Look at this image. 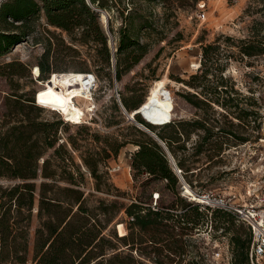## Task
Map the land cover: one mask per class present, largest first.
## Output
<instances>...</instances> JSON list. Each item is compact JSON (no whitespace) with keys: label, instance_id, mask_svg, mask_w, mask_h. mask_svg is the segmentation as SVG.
<instances>
[{"label":"trees","instance_id":"1","mask_svg":"<svg viewBox=\"0 0 264 264\" xmlns=\"http://www.w3.org/2000/svg\"><path fill=\"white\" fill-rule=\"evenodd\" d=\"M125 1L131 4L137 1L157 2L165 9L174 10L195 6L200 0H0V53L23 42L31 32L27 25L29 19L43 11L47 24L66 34L67 43L60 37L64 49L72 51L76 57L82 55L78 48L86 47L89 51L93 49L96 52V60L93 62L108 67L111 53L97 10L116 9L122 17L125 9L119 11L117 7ZM251 1L260 6L255 12L261 13L262 20L253 24L249 39L240 41L239 53L246 57L264 54V0ZM125 12L128 16L131 10ZM118 35L115 56L125 54V71H128L139 63L146 53V46L140 45L128 33L126 25L119 29ZM212 49L214 47L211 45L202 47L203 59H209ZM50 50L51 43L48 41V47L38 63L39 77L46 75V81L52 73H56L51 72L48 62ZM120 67L117 59L114 70L117 81L122 76ZM208 75L209 71L206 70L201 77L206 80ZM197 78L194 75L188 81L178 80L187 88L198 90L196 94L183 95L185 101L194 108L213 110L214 106L220 107L224 110L226 119L230 117L244 120L252 115L247 111H233L237 107L232 105V99L220 102L217 98H207L218 95L219 92H229L222 77H219L220 81L215 87L197 84ZM161 90L149 104H144L140 96L125 98L119 92L120 103L116 102L128 116L149 129L173 128L175 125L173 135H155L164 144L172 161L161 143L138 127L133 128L132 139H113L110 143L108 139H103L104 145L99 147L100 151H87L81 161L95 181L96 191L109 195L110 186L102 181L106 173H101L99 166L106 165L108 159L117 157L122 148L132 144L135 149L130 156L133 177L143 176L146 185L154 181L163 184V189L174 198L168 204L161 203V193L157 191L151 193L153 198L150 197V200L153 204L137 201L125 205L116 200H98L97 205L89 206L85 192L81 189L83 181H78L69 171H61L59 163L63 156H70L66 143L61 140L60 127L71 124L65 123L59 114L60 119L52 122L37 119L35 114L43 107L36 102V93L29 99H23L21 95H10L9 100L14 105L12 113L15 116L21 115L24 119H3L0 123V181L8 182L0 185V264L27 263L33 219L36 220L31 256L34 264H206L204 242L196 238L208 218L207 214L212 216L209 222L211 229H216L218 224L225 231L234 228L230 237L233 264H249L250 230L236 223L230 214L208 207L202 209L199 204L190 202L181 195L182 183L195 192L202 193L206 190L192 186L187 180V173L194 174V171L188 169L184 157L177 154L186 150L182 141H188V132L184 129L187 122L175 123L174 120H160L149 116L166 103L159 96ZM131 92L135 93L134 90ZM25 109L27 112H24ZM137 114L154 126L147 124ZM254 115L255 119L258 118V113ZM191 124L196 131L206 132L193 147L194 156L198 157L203 152V145L210 142L214 135L205 128L202 120ZM83 125L85 124L71 126ZM145 127L142 128L149 131ZM256 131L258 136V129ZM221 132L235 137L240 143L248 141L245 137H237L231 130ZM94 139L100 142L98 136H94ZM66 145L73 150L77 148L75 140L71 138ZM48 151H52L51 157H44ZM175 167L180 170L181 177L176 174ZM76 171L83 180V173L78 167ZM62 181L67 186L62 187ZM187 186L184 193L192 195ZM114 191L118 192L117 189ZM154 194H157L155 202ZM121 212L126 217L125 233L119 235L118 231L113 230L106 234L105 231ZM235 226L238 227L237 231ZM189 254L192 255L191 259L184 263V256Z\"/></svg>","mask_w":264,"mask_h":264},{"label":"rangeland","instance_id":"2","mask_svg":"<svg viewBox=\"0 0 264 264\" xmlns=\"http://www.w3.org/2000/svg\"><path fill=\"white\" fill-rule=\"evenodd\" d=\"M200 2L205 3L204 19L199 18L201 12L197 4ZM197 4L168 10L157 2L137 1L131 4L125 1L117 7L119 11L125 9L122 17L116 9L104 11L107 24H103L101 16L99 23L106 34L107 47L111 53L108 67L93 62L96 60L94 57L96 52L93 49L89 51L86 47L78 48L82 54L80 57L64 49L60 37L67 43L66 34L48 25L44 12L40 11L29 19L27 25L31 32L24 41L0 53V123L3 119H24L23 116H15L16 114L12 113L14 105L9 100L11 94L21 95L23 99L38 94L35 96L36 102L43 108L35 114L37 119L49 122L59 120V115L55 113L57 112L71 125L81 124L82 119L86 122L83 126L60 127L61 140L68 144L69 138L74 139L77 148L73 150L65 144L70 156H63L59 163L61 171H69L78 181H83L81 189L85 192L89 206L97 205L98 200H116L125 205L137 201L153 204L150 200L151 193L157 191L161 193V203L168 204L174 198L163 189V184L154 181L146 185L143 176L133 177L130 156L135 149L132 144L122 148L117 157L108 159L106 165L99 166L100 172L106 173L102 181L110 186L109 195L96 191L95 181L81 161V157L87 151H100L99 147L102 148L104 145L103 139H108V143L113 139L118 141L124 138L132 139L133 128H140L141 124L135 119L134 121L128 119L116 102L115 89L121 97L140 96L144 104L145 102L149 104L147 96L150 89L154 82L161 81L163 88L159 96L166 101V105L156 108L149 116L160 120H174L175 123L187 122L184 129L188 132V141H182L186 150L177 153L179 157H184L186 167L194 171V174L187 173V180L200 190L211 191L220 196H234L238 204L252 203L263 209L264 54L246 57L239 53L240 41L249 39L253 24L262 20L261 13L255 12L260 6L251 0H200ZM126 10H131L128 16ZM123 25H126L128 33L140 45L146 46V53L139 63L128 71H125L127 67L125 54L115 56L118 31ZM48 41L51 43L48 62L51 72L56 73H52L46 81V75L39 77L38 63L48 47ZM207 45L213 46L214 49L210 51L209 59H203L202 47ZM117 59L122 70L119 81L114 78ZM206 70L209 71V75L203 80L201 75ZM69 72L90 73L96 76L94 100L81 98L78 93L68 100L56 91V85L62 82L57 77L55 80L54 76ZM194 75L198 76L195 82L206 87L217 86L219 77H222L229 92H219L218 95H210L207 98L210 100L217 98L220 102L232 99V105L237 107L233 111H247L252 115L244 120L230 117L226 119L224 117L226 114L220 107L214 106L213 110L194 108L185 101L183 95L196 94L198 90L187 88L178 82L179 79L188 81ZM131 90L135 93L133 94ZM166 106L168 108H165ZM70 109L77 111L79 123L68 116L67 111ZM24 112H27V109ZM254 113H258V118H254ZM197 120H202L205 128L210 130L214 137L203 145L202 154L195 157L193 147L206 134L205 131H196L192 127L191 123ZM174 126L145 128L156 136L160 134L171 136L175 131ZM228 130L233 131L237 137H245L248 141L240 143L235 137L221 132ZM142 131L147 133L144 129ZM94 136H98L100 142L95 141ZM51 154L52 151H48L44 157H51ZM77 167L83 173V180L76 171ZM5 184L8 182L0 181V185ZM60 185L65 187L67 183L62 181ZM207 216L200 236L196 238L198 241L209 243L204 245L203 250L206 264H233L230 237L234 228L225 231L223 226L218 224L216 229H211L209 222L212 216L208 214ZM125 221L124 213H119L105 233L114 230L123 235ZM35 227L36 220L33 219L29 238V260L26 264H34L31 256ZM237 229L235 226V231ZM214 244L217 245L216 248ZM191 257L190 254L184 256V263Z\"/></svg>","mask_w":264,"mask_h":264},{"label":"built area","instance_id":"3","mask_svg":"<svg viewBox=\"0 0 264 264\" xmlns=\"http://www.w3.org/2000/svg\"><path fill=\"white\" fill-rule=\"evenodd\" d=\"M197 6L199 12H201L199 14V18L204 19L205 14L203 13V10L205 3L200 2L199 4H197ZM113 45H115V43H113ZM81 81H82L81 86H82L83 96H85V98L86 96H88L90 99L94 100V92L97 88V80L95 76L92 74H84ZM115 99L118 103H120L117 89H115ZM84 119H86L85 116ZM64 122L67 123L66 120H64ZM85 123L86 122L82 119L81 124H85ZM140 128H142L141 125ZM175 171L176 174L179 177H181L180 170H178L175 167ZM185 185H186L185 183H182L181 195L185 197L188 201L199 204L202 209L208 207L210 209H218L223 212H226L231 216H233L236 223L246 226L251 233L249 264H264V208L259 209L260 206H256L252 203H249V205L247 203H244L243 205L238 204L235 202V197L230 195L227 196L215 195L211 191H205L202 193L195 192L186 185L192 191L194 197L196 198V201H193L194 197L184 193ZM156 199H157V194H154V202L156 201ZM205 244L207 245L209 243H204V245ZM213 246L214 248H216L217 245L214 244ZM261 261H263V263Z\"/></svg>","mask_w":264,"mask_h":264},{"label":"bare ground","instance_id":"4","mask_svg":"<svg viewBox=\"0 0 264 264\" xmlns=\"http://www.w3.org/2000/svg\"><path fill=\"white\" fill-rule=\"evenodd\" d=\"M98 13H99V17L101 16V21L103 22V24H107V17H106L105 12L103 10H98ZM56 77H57L58 80L60 79L61 82H62V83H60V84L58 83L56 85L57 86L56 87V89H57L56 91H59L60 95L64 99H68V100L72 99V98H74L76 96V93H78V95L80 97L82 96L81 98L90 99L88 96H86V98H85V96H83V94H82L83 92H82V86H81V84H82L81 79L83 78V75H76V74H72V73L61 74V75L55 76L54 77L55 80H56ZM54 79H53V81H54ZM54 86H55V84H54ZM161 87H162V82L161 81L154 82V86L150 89V93L147 96V103L152 102L156 98V96L159 93ZM90 110L91 109H88V111H90ZM123 112L128 117V119L133 120V118L131 116H128L126 114V111H123ZM67 114L75 122L79 121V115H78V113H77V111L75 109L68 110ZM145 131H147V130H145ZM184 189H185V186H184ZM191 196L194 197L193 193H192ZM193 201H196L195 197L193 198Z\"/></svg>","mask_w":264,"mask_h":264},{"label":"water","instance_id":"5","mask_svg":"<svg viewBox=\"0 0 264 264\" xmlns=\"http://www.w3.org/2000/svg\"><path fill=\"white\" fill-rule=\"evenodd\" d=\"M97 12H98V10H97ZM104 26H105V25H104ZM105 28H106V26H105ZM137 115H139V116L144 120V118H143L140 114H137ZM144 121H145V120H144ZM145 122H146V121H145ZM146 123L149 124V125H151V124L148 123V122H146ZM146 132L149 133L153 138H155L159 143H161V142L159 141V139H158L154 134H151L149 131H146ZM161 145L164 147V149L166 150V152H167V154H168L170 160L172 161V158H171L170 154L168 153L167 149L165 148L164 144L161 143Z\"/></svg>","mask_w":264,"mask_h":264}]
</instances>
